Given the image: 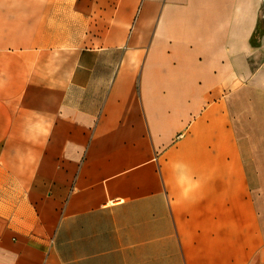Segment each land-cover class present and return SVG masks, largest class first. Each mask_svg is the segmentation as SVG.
I'll return each mask as SVG.
<instances>
[{
  "label": "crops",
  "instance_id": "1",
  "mask_svg": "<svg viewBox=\"0 0 264 264\" xmlns=\"http://www.w3.org/2000/svg\"><path fill=\"white\" fill-rule=\"evenodd\" d=\"M0 264H264V0H0Z\"/></svg>",
  "mask_w": 264,
  "mask_h": 264
}]
</instances>
